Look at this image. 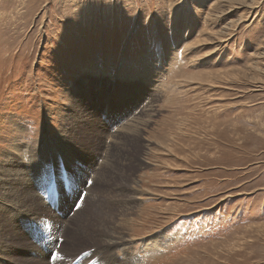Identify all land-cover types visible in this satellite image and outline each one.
Here are the masks:
<instances>
[{
    "label": "rangeland",
    "instance_id": "374dc122",
    "mask_svg": "<svg viewBox=\"0 0 264 264\" xmlns=\"http://www.w3.org/2000/svg\"><path fill=\"white\" fill-rule=\"evenodd\" d=\"M119 263L264 264V0H0V264Z\"/></svg>",
    "mask_w": 264,
    "mask_h": 264
},
{
    "label": "bare ground",
    "instance_id": "6f19581e",
    "mask_svg": "<svg viewBox=\"0 0 264 264\" xmlns=\"http://www.w3.org/2000/svg\"><path fill=\"white\" fill-rule=\"evenodd\" d=\"M138 119V118H137ZM122 130V129H121ZM120 130V131H121ZM127 130V129H126ZM128 131V130H127ZM44 133H45V131H44ZM127 133V132H126ZM119 134V133H118ZM122 138H124V137H122ZM122 138L118 135L117 136V141H120V140H122ZM128 138V137H127ZM115 139V138H114ZM125 139V138H124ZM127 140V139H126ZM116 141V140H115ZM108 148V147H107ZM29 150V149H28ZM111 150V149H110ZM29 151H32V150H29ZM35 151V150H34ZM101 151V150H100ZM27 152V151H26ZM36 152V151H35ZM105 152H107L106 150H105ZM104 152V153H105ZM109 152V151H108ZM118 152V151H117ZM29 153V152H28ZM32 153H34V152H32ZM31 153V154H32ZM118 154V153H117ZM116 154V155H117ZM48 155H50V154H48ZM115 155V154H114ZM20 156V155H19ZM100 156H101V153H100ZM108 156H110L109 154H107V156L105 157L106 159H105V166H107L108 168H111V166H112V163L114 162V161H111V158L110 157H108ZM113 156V155H112ZM50 158H53L52 157V155H50L48 158L46 157L44 160H42V163L43 164H41L42 166H43V168H44V174L46 173V174H49L51 177H53L52 178V181H51V183H55V187H56V184H57V179L59 178V173L56 175V173L54 172V170L52 169V164L53 163H49L51 160H50ZM54 159V158H53ZM116 159V158H115ZM23 161V160H22ZM22 161L21 162H18V164L20 165L21 163H22ZM40 161V160H39ZM71 161V160H70ZM69 161V162H70ZM41 162V161H40ZM32 163V162H31ZM36 163H38V161L36 160V158H34L33 159V163L32 164H36ZM101 163H102V161H101ZM27 164V163H26ZM44 164H48V165H44ZM104 164V163H103ZM100 168H101V166H100ZM39 169V168H38ZM41 170V169H40ZM35 171V170H34ZM38 171V170H37ZM18 172H19V174H20V176H19V180H23V179H25V174L23 173V171L21 170V169H18ZM28 172H30V171H28ZM99 172H100V170H99ZM12 173V172H11ZM18 174V175H19ZM42 175V174H41ZM49 175H47V176H49ZM102 175V174H101ZM46 176V175H45ZM38 181V180H37ZM27 184V183H26ZM47 185L45 184V185H41V184H38V187H40V188H45ZM57 188V187H56ZM57 192H60V191H57ZM35 198V197H34ZM20 204V203H19ZM18 204V205H19ZM21 204H23V203H21ZM21 209V208H20ZM28 210H29V208H28ZM22 211V210H21ZM15 212H17V211H15ZM105 212H101V214H104ZM20 220V219H19ZM114 220V219H113ZM112 220V221H113ZM23 221V220H22ZM113 225V224H112ZM123 234V233H122ZM65 236V235H64ZM123 236V235H122ZM122 236H121V233L120 232H118V231H116V232H111V233H109V234H106V238L103 240L104 242H103V244H104V247L106 248V249H109V248H111L113 245H115V244H118L119 242H121L123 239H122ZM96 240V239H95ZM106 240V241H105ZM124 242V241H123ZM121 246V245H120ZM95 247V246H94ZM99 247V246H98ZM117 247V246H116ZM115 247V248H116ZM120 248V247H119ZM123 248V247H122ZM89 250V249H88ZM96 250V249H95ZM102 251H104V250H102ZM126 252V251H125ZM98 254V253H97ZM101 255V254H100ZM102 256V255H101ZM131 256V255H130ZM100 257V256H99ZM102 258V257H101ZM132 260V259H131ZM137 260V259H136ZM47 263V262H46ZM121 263H122V261H121ZM120 264V263H119ZM125 264V263H124ZM130 264V263H129ZM139 264V263H138Z\"/></svg>",
    "mask_w": 264,
    "mask_h": 264
}]
</instances>
